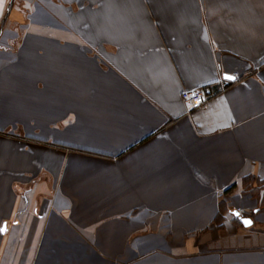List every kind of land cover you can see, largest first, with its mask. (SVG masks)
<instances>
[{
  "label": "crops",
  "instance_id": "obj_1",
  "mask_svg": "<svg viewBox=\"0 0 264 264\" xmlns=\"http://www.w3.org/2000/svg\"><path fill=\"white\" fill-rule=\"evenodd\" d=\"M246 177L264 0H0V264H264Z\"/></svg>",
  "mask_w": 264,
  "mask_h": 264
},
{
  "label": "built area",
  "instance_id": "obj_2",
  "mask_svg": "<svg viewBox=\"0 0 264 264\" xmlns=\"http://www.w3.org/2000/svg\"><path fill=\"white\" fill-rule=\"evenodd\" d=\"M235 75L237 74L235 73ZM211 95L210 88H203L194 91H185L183 93V98L187 108L192 110L202 106Z\"/></svg>",
  "mask_w": 264,
  "mask_h": 264
},
{
  "label": "trees",
  "instance_id": "obj_3",
  "mask_svg": "<svg viewBox=\"0 0 264 264\" xmlns=\"http://www.w3.org/2000/svg\"><path fill=\"white\" fill-rule=\"evenodd\" d=\"M255 181L256 180L252 177H246L244 179L245 190L246 191H252V193H254V195L256 194L254 192L255 190H256V192L259 190H262V189L264 190V181L257 180L256 181L257 183H255ZM254 183L256 184V186L254 185ZM233 187H234V185L231 186L230 188L226 189V192H229ZM261 201H262V203H261L262 206H264V192H263V198L261 199ZM221 216H222V214L220 213V214H218L217 218L220 219Z\"/></svg>",
  "mask_w": 264,
  "mask_h": 264
},
{
  "label": "water",
  "instance_id": "obj_4",
  "mask_svg": "<svg viewBox=\"0 0 264 264\" xmlns=\"http://www.w3.org/2000/svg\"><path fill=\"white\" fill-rule=\"evenodd\" d=\"M232 79H233V77H232ZM240 220L246 225L250 224V222H251V219L248 217H240Z\"/></svg>",
  "mask_w": 264,
  "mask_h": 264
},
{
  "label": "snow or ice",
  "instance_id": "obj_5",
  "mask_svg": "<svg viewBox=\"0 0 264 264\" xmlns=\"http://www.w3.org/2000/svg\"><path fill=\"white\" fill-rule=\"evenodd\" d=\"M229 79H232V77H229Z\"/></svg>",
  "mask_w": 264,
  "mask_h": 264
}]
</instances>
